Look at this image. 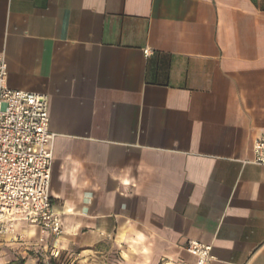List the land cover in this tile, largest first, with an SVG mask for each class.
I'll return each instance as SVG.
<instances>
[{
  "label": "crops",
  "instance_id": "0c3cea01",
  "mask_svg": "<svg viewBox=\"0 0 264 264\" xmlns=\"http://www.w3.org/2000/svg\"><path fill=\"white\" fill-rule=\"evenodd\" d=\"M0 55L49 96L56 254L195 264L196 240L264 264V0H0Z\"/></svg>",
  "mask_w": 264,
  "mask_h": 264
},
{
  "label": "built area",
  "instance_id": "2783aa9c",
  "mask_svg": "<svg viewBox=\"0 0 264 264\" xmlns=\"http://www.w3.org/2000/svg\"><path fill=\"white\" fill-rule=\"evenodd\" d=\"M148 53V52H147ZM7 63L0 55V237L17 223L38 230L41 246L63 233L50 197L52 146L49 96L7 87ZM253 163L264 166V136L254 146ZM195 264H213V248L196 240L185 246Z\"/></svg>",
  "mask_w": 264,
  "mask_h": 264
},
{
  "label": "rangeland",
  "instance_id": "374dc122",
  "mask_svg": "<svg viewBox=\"0 0 264 264\" xmlns=\"http://www.w3.org/2000/svg\"><path fill=\"white\" fill-rule=\"evenodd\" d=\"M8 235L12 239L10 238V246L7 248L11 250V256L14 258L9 264H77L73 263V258L67 254H56L51 246L52 240L48 241V248H44L36 240H26L20 229H13Z\"/></svg>",
  "mask_w": 264,
  "mask_h": 264
},
{
  "label": "trees",
  "instance_id": "16d2710c",
  "mask_svg": "<svg viewBox=\"0 0 264 264\" xmlns=\"http://www.w3.org/2000/svg\"><path fill=\"white\" fill-rule=\"evenodd\" d=\"M52 264H54V262H52Z\"/></svg>",
  "mask_w": 264,
  "mask_h": 264
}]
</instances>
